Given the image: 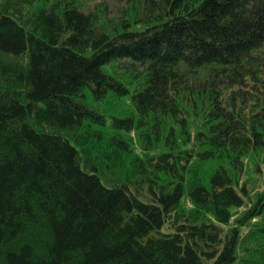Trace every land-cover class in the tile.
Segmentation results:
<instances>
[{
    "label": "trees",
    "instance_id": "obj_1",
    "mask_svg": "<svg viewBox=\"0 0 264 264\" xmlns=\"http://www.w3.org/2000/svg\"><path fill=\"white\" fill-rule=\"evenodd\" d=\"M0 264H264V0H0Z\"/></svg>",
    "mask_w": 264,
    "mask_h": 264
},
{
    "label": "rangeland",
    "instance_id": "obj_2",
    "mask_svg": "<svg viewBox=\"0 0 264 264\" xmlns=\"http://www.w3.org/2000/svg\"><path fill=\"white\" fill-rule=\"evenodd\" d=\"M102 1L103 0H86L87 7L95 9V5L101 3Z\"/></svg>",
    "mask_w": 264,
    "mask_h": 264
}]
</instances>
